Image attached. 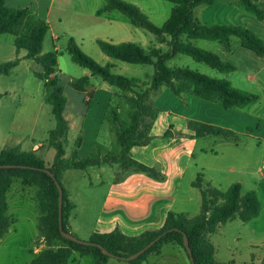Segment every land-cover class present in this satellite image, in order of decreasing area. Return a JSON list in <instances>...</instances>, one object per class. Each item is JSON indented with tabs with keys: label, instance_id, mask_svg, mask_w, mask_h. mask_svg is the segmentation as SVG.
<instances>
[{
	"label": "trees",
	"instance_id": "obj_1",
	"mask_svg": "<svg viewBox=\"0 0 264 264\" xmlns=\"http://www.w3.org/2000/svg\"><path fill=\"white\" fill-rule=\"evenodd\" d=\"M164 1L172 3L174 7L161 26L154 25L139 7L123 0H104V6L100 10L101 14L111 11L119 12L131 25L149 32L158 45L166 47V49L143 48L129 42L115 45L102 40L97 41L100 50L112 59L128 64L152 66L154 71L151 76L127 78L114 74L110 65H99L84 54L73 39H68L66 51L73 63L87 69L91 77H98L103 83L116 89L115 96L125 100L129 111L126 121L121 120L117 111H109V106L104 116V120L115 126L114 135L119 149L115 155H101L94 148L88 156L80 157L78 149L81 147L82 139L78 136L73 143L74 149L67 157L65 145L70 128L64 116L67 105L62 86L64 76L57 68L56 51L42 52L49 25L41 23L30 32L19 35L16 28L21 25L28 11L8 9L4 6L5 0H0V35L14 36L13 44L16 54L13 60L0 64V75H8L21 60H31L37 64L40 70L35 71L34 75L43 83V101L50 107V113L55 122L54 128L48 132L47 139L49 147L54 150V157L50 163L39 157L37 151H23L17 146L0 151V165L28 167L0 168V240L12 225L7 217L6 195L13 179H20L24 186L36 187L35 199L40 212L38 229L45 247L28 264H69L74 253L80 257H88L90 264H106L109 259L97 247L84 246L62 238L58 230V190L53 180L42 170H49L62 188V228L70 233L67 227L68 219L75 205L61 184L64 172L86 170L108 164L117 165L123 173H143L153 179L161 178V174L156 170L129 156L132 147L146 146L151 141L150 129L158 113L150 102L154 92L165 87L177 97L191 93L202 100L216 102L225 110L243 109L257 100L255 95L232 87L224 79L212 78L188 68H171L167 66V62L180 54L220 73H230L235 71L232 64L222 61L213 52L194 46L191 41L217 42L226 52H230L231 38L237 37L241 41V46L257 57H264V42L245 26L205 25L197 21L194 18L193 9L203 4L211 5L214 0ZM236 3L239 8L252 14L258 21H264V9L251 0H236ZM21 50L25 51V54L23 57H18ZM68 84L85 98L84 117L93 97L92 91H87L89 77L70 80ZM188 126L196 136L237 139L233 132L220 127L197 122H189ZM191 184L200 191L201 195L200 212L196 216L187 217L182 213L168 212L162 228L158 231H146L137 237H128L118 230L105 234L95 232L88 241L102 246L114 256L125 258L161 236L147 251L128 263L143 264L149 255L161 254L163 247L168 244L184 251L189 262L183 245V235H186L194 264H234L233 261H216L214 246L208 240V235L213 234L230 220L238 219L241 222H248L256 218L260 213L257 194L254 191L242 194L239 183H233L225 191H220L205 183L200 176Z\"/></svg>",
	"mask_w": 264,
	"mask_h": 264
},
{
	"label": "rangeland",
	"instance_id": "obj_2",
	"mask_svg": "<svg viewBox=\"0 0 264 264\" xmlns=\"http://www.w3.org/2000/svg\"><path fill=\"white\" fill-rule=\"evenodd\" d=\"M132 1L138 3V7L156 26H161L166 21L174 7L172 3L164 0ZM251 1L256 4L258 0ZM114 14L121 16L126 21L120 13L115 12ZM193 15L200 23L205 25L245 26L246 24L248 26L245 27L257 37H261L260 39L264 42V21H258L252 14L239 8L236 0H214L211 5H199L193 10ZM131 28L137 30L140 34L139 37L141 36V38L137 43L143 48L159 47L152 34L142 29ZM27 31L24 30L23 25L16 28L18 34ZM13 40V35H0V64L16 57ZM66 42L67 37L63 35L54 41V45L57 47V68L64 76L62 86L67 99L64 116L70 126L65 150L66 156L69 157L74 149L73 143L80 129L85 98L83 94L73 90L68 81L90 76V73L87 69L73 63L66 51ZM191 43L198 48L215 53L222 61L235 66L236 70L230 73H220L180 54L175 55L168 61L167 66L171 68H188L217 79L228 78L232 81V87H243L240 89L251 91L250 93L253 92L252 94L257 97L254 103L248 105L242 111L246 116H252L253 119H249L247 125L242 122H238L237 125L247 126L248 133H252L259 140L248 139L245 141V138H242L243 146L251 142L252 150H245L244 147L240 149L242 151L239 152L240 157L236 159V169L247 174V178L243 180L242 193L246 189L250 190L253 187H258L259 199L264 208V57H257L252 52L244 49L237 37L232 38L230 52H226L217 42L193 40ZM161 48L166 49L165 46H161ZM53 50L52 39L47 34L43 41L42 52L46 53ZM97 50L98 54L102 56V60L94 54L89 56L101 65L113 64L114 68L111 70L114 73L138 78L153 74L154 69L152 66L126 64L108 57L107 61H104L105 55L99 49ZM24 54L25 51L21 50L18 57ZM39 70L40 67L33 61L22 60L8 75H0V151L16 146L23 151H29L34 143H40L43 146L37 154L50 163L54 157V150L49 147L47 139L48 132L54 128L55 122L50 113V107L43 101V83L34 75V72ZM244 75L253 77L252 83L243 84L241 80L244 81ZM235 80H239L241 83L236 82L235 84ZM90 84L93 85L92 89H94L103 83L100 78L90 76ZM110 88L114 95L112 94L109 111H117L121 120L126 121L129 106L124 99L115 96L116 89ZM90 90V88L87 89V91ZM164 91H167V88L162 87L151 95L150 102L155 108L162 107L165 104V100L160 99ZM184 110L187 111L188 109L185 108ZM99 130L96 149L101 155H115L119 150L114 135L115 126L104 120ZM255 143L258 145H254ZM207 162L212 166L222 168L225 166L220 165L226 164L225 161L218 160L213 156L208 157ZM255 162L256 164H254ZM120 173L117 165H105L102 170L98 167H91L86 170H68L64 172L61 184L69 192L70 199L75 205V209L69 218L71 230L69 227L68 230L77 239L81 241L89 240L90 230L102 218L100 208L105 202L109 187ZM199 176L203 177L202 175L197 177ZM254 183H256V186H254ZM35 193L36 187L24 186L20 179H13L6 195L8 202L7 217L12 225L0 240V264H28L34 258L32 252L35 251L38 254L45 247L38 229L40 212ZM187 209L190 217H194L200 212V208L191 205L187 206ZM102 221L100 220V222ZM253 226L258 232H256V235L250 231ZM260 234L264 235V217L262 216L246 223L238 219L230 220L221 225L213 234L208 235V240L214 246V257L218 262L233 261L234 264H257L258 261L264 259V246L260 242L262 239ZM172 248L179 250L180 257H174L176 251ZM151 260L155 264H189L184 251L173 245L165 246L161 256L153 257ZM69 264H90V259L80 257L77 253H74L69 260ZM108 264L129 263L109 258Z\"/></svg>",
	"mask_w": 264,
	"mask_h": 264
},
{
	"label": "crops",
	"instance_id": "obj_3",
	"mask_svg": "<svg viewBox=\"0 0 264 264\" xmlns=\"http://www.w3.org/2000/svg\"><path fill=\"white\" fill-rule=\"evenodd\" d=\"M123 1L139 6L132 0ZM256 4L264 8V0H258ZM4 6L12 10L26 9L28 11L21 22L24 30L28 31L21 34L30 32L41 23H47L49 25L47 34L52 39L53 51L57 50L54 41L63 35L67 37V42L69 38L73 39L84 54L87 56L94 54L100 60H102V56L98 54L97 49L100 50L97 44L98 40L115 45L126 42L140 45L137 43L141 38V36L139 37L140 34L131 28L136 29V27L121 16L114 14L117 11L100 13L104 6V0H5ZM245 26L248 25L245 24ZM161 46L159 45V47ZM107 57L105 55L103 60L107 61ZM106 65L114 68L113 64L101 66ZM88 77V88L91 89L93 97L84 117L81 116L78 132V136H81L82 139L81 147L78 149L80 157L89 155L92 149L97 148L99 129L104 122V116L112 101L113 94L111 88L103 82V84L92 89L90 76ZM223 79L232 85L230 79ZM243 79L244 81L241 80V82L247 85L253 81V77L247 75H244ZM236 82L241 83L239 80H235V84ZM240 88L243 87L236 89L242 90ZM167 91L162 92L160 97V99L165 100V104L156 108L158 113L150 129V143L142 147H132L129 151V156L133 160L153 168L161 174V178L153 179L143 173H123L119 168L121 173L112 182L105 202L100 208L102 218L90 230V236L95 232L105 234L118 230L128 237H137L146 231L160 230L168 212L182 213L190 217L187 206L200 208L201 205L200 191L191 184L198 175H202L201 179L205 183L220 191L228 189L233 183H239L242 193L243 180L247 178V174L236 169V159L240 157L241 148L252 150L251 142L243 146L242 138H245V141L248 139L259 140L252 133H248L247 126L237 125L238 122L247 125L249 119H253L252 116H246L242 112L247 106L243 109L225 110L218 103L202 100L191 93L177 97L168 89ZM183 107L188 110H184ZM189 122L230 130L237 136V139H224L219 136H196L195 132L189 128ZM42 146L43 144L34 143L29 151H37L38 153ZM211 156L225 161V165H220L225 167L210 165L207 159ZM105 165L108 164H103L98 168L102 170ZM254 184L256 186V183ZM257 188L246 189L242 193L254 191L260 202L259 215L250 221L261 216L264 217V208L259 199ZM100 220L103 221L100 222ZM67 227L71 230L69 219ZM250 231L254 235L258 233L254 226ZM260 242L264 246V235H262ZM172 249L176 251L174 257H180L179 250ZM32 253L34 256L37 254L35 251ZM161 254L149 255L143 264H155L151 259L160 257ZM257 264H264V259L258 261Z\"/></svg>",
	"mask_w": 264,
	"mask_h": 264
},
{
	"label": "water",
	"instance_id": "obj_4",
	"mask_svg": "<svg viewBox=\"0 0 264 264\" xmlns=\"http://www.w3.org/2000/svg\"><path fill=\"white\" fill-rule=\"evenodd\" d=\"M0 168L11 169V168H28V167L0 165ZM42 171L44 173H46L53 180V182L55 183V186L58 190V230H59L62 238L69 240V241H72V242H75L77 244L84 245V246L97 247L98 249H100L102 254H104L105 256H107L109 258L125 261V262H130V261L135 260L140 255H142L145 251H147L155 242H157L160 239L161 236H158L153 241H151L149 244H147L144 248H142L141 250H139L135 254H132V255L125 257V258L117 257V256L110 254L105 248H103L102 246H100L98 244L91 243L89 241H81V240L77 239L76 237L72 236L70 233L65 232L62 228V202H63L62 196H63V192H62V188H61L60 184L58 183V181L55 179L54 175L49 170H42ZM183 245H184L186 252L188 254L190 264H194V261L192 258V253H191L186 235H183Z\"/></svg>",
	"mask_w": 264,
	"mask_h": 264
}]
</instances>
